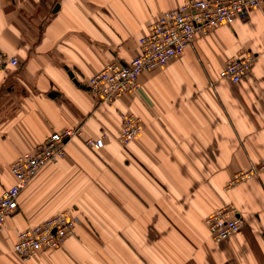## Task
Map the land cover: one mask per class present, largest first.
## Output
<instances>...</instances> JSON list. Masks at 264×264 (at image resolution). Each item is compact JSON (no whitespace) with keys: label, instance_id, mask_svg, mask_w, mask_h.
Instances as JSON below:
<instances>
[{"label":"crops","instance_id":"0c3cea01","mask_svg":"<svg viewBox=\"0 0 264 264\" xmlns=\"http://www.w3.org/2000/svg\"><path fill=\"white\" fill-rule=\"evenodd\" d=\"M185 1L0 0V53L19 61L0 72V194L19 156L81 131L21 193L0 234V264H264V8L144 73L138 94L101 105L87 87L109 63L136 57L150 26ZM243 53L257 57L248 75L222 80ZM124 114L142 121L126 145ZM104 133L105 147L85 146ZM250 170L260 173L231 184ZM226 206L243 226L217 243L206 221ZM66 210L78 224L61 248L16 255L21 232Z\"/></svg>","mask_w":264,"mask_h":264},{"label":"built area","instance_id":"2783aa9c","mask_svg":"<svg viewBox=\"0 0 264 264\" xmlns=\"http://www.w3.org/2000/svg\"><path fill=\"white\" fill-rule=\"evenodd\" d=\"M264 0H186L181 6L162 14L149 32L139 41V54L130 62H111L95 74L87 84L96 101L112 105L120 97L141 91L140 77L146 72L165 68L170 61L180 57L196 38L208 36L221 25L248 22L251 12L263 9ZM257 57L251 53L238 54L227 61L220 78L238 84L254 67ZM19 65L17 58L0 53V72L7 66ZM142 129L141 118L135 114L122 116L119 141L133 142ZM79 128L66 129L51 135L44 144L32 152L19 156L10 166L15 183L0 194V234L7 220L19 210L21 193L39 172L49 165H58L66 157L68 143L79 136ZM107 134L85 140L91 150L105 147ZM256 170L242 171L231 184L246 182L256 175ZM212 239L224 242L238 233L242 226L237 209L226 206L210 216L207 221ZM77 218L66 210L40 224L29 226L18 236L14 245L16 255L25 261L43 251L61 248L76 233Z\"/></svg>","mask_w":264,"mask_h":264},{"label":"rangeland","instance_id":"374dc122","mask_svg":"<svg viewBox=\"0 0 264 264\" xmlns=\"http://www.w3.org/2000/svg\"><path fill=\"white\" fill-rule=\"evenodd\" d=\"M239 173H240V172H238L237 174H239ZM259 173H260V172H257L255 176H257V174L259 175ZM237 174H235V176H236ZM235 176H234V178H235ZM255 176H254V177H255ZM234 178H233V180H234ZM233 180H232V181H233ZM248 181H249V180H248ZM246 182H247V181H246ZM241 183H244V182H238V183H235V184H241Z\"/></svg>","mask_w":264,"mask_h":264},{"label":"water","instance_id":"95a60500","mask_svg":"<svg viewBox=\"0 0 264 264\" xmlns=\"http://www.w3.org/2000/svg\"><path fill=\"white\" fill-rule=\"evenodd\" d=\"M70 76H71V78H74V74H73V73H70ZM74 81H75V83H76L77 85H79V84L77 83L76 80H74Z\"/></svg>","mask_w":264,"mask_h":264}]
</instances>
